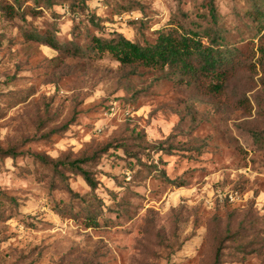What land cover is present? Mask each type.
I'll return each mask as SVG.
<instances>
[{"label": "rangeland", "instance_id": "1", "mask_svg": "<svg viewBox=\"0 0 264 264\" xmlns=\"http://www.w3.org/2000/svg\"><path fill=\"white\" fill-rule=\"evenodd\" d=\"M41 1L0 0V264H264L259 64L221 95L91 48L114 32L154 43L169 22L208 27L209 0H90L79 14ZM213 2L227 41L264 61L249 0ZM32 31L56 33L61 48ZM32 154L90 158L97 188Z\"/></svg>", "mask_w": 264, "mask_h": 264}, {"label": "trees", "instance_id": "2", "mask_svg": "<svg viewBox=\"0 0 264 264\" xmlns=\"http://www.w3.org/2000/svg\"><path fill=\"white\" fill-rule=\"evenodd\" d=\"M64 0L69 12H77L81 7H87L90 0ZM46 8L53 6V0H44ZM37 4V3H36ZM36 7H39L38 5ZM206 7L209 10L211 23L202 29H192L182 25V28L169 22L164 27L156 30L157 38L154 43L146 42L141 45L134 42L121 33L114 32L110 38L94 37L91 48L95 52L103 54L108 52L122 66L136 69L139 66L147 68L168 69V75L174 78H181L187 82L205 83L203 90L208 93L225 95L228 84L232 77L240 71L258 72L259 64L261 73V83L264 85V61L258 63L242 58V53L233 44L229 43L225 37V29L218 28L214 23L218 20L217 10L213 0H209ZM1 9L7 16H16L13 5H2ZM205 18H209L204 15ZM243 16L248 20V24L255 33V37L264 39V0H249V6L244 9ZM30 38L39 43L46 44L54 49H60L61 43L56 37V33L46 31L40 33L32 31ZM257 140L261 137L258 133H253ZM7 155L14 156V151H7ZM34 158L44 164L51 165L54 170L66 180V175L60 166L71 168L73 173L80 174L85 182L95 190L98 181L92 173L82 164L90 158H76L72 161L64 159H53L44 154H32ZM68 191L73 196L75 194L68 185ZM14 200V199H13ZM15 201V200H14ZM16 202V201H15ZM58 213H62L58 209ZM88 223L95 222L94 215H88ZM97 224V223H96ZM219 255L216 260H219Z\"/></svg>", "mask_w": 264, "mask_h": 264}, {"label": "built area", "instance_id": "3", "mask_svg": "<svg viewBox=\"0 0 264 264\" xmlns=\"http://www.w3.org/2000/svg\"><path fill=\"white\" fill-rule=\"evenodd\" d=\"M127 15V14H126Z\"/></svg>", "mask_w": 264, "mask_h": 264}]
</instances>
